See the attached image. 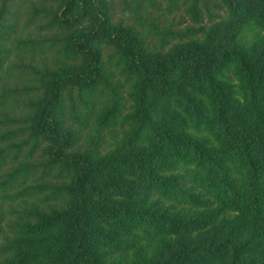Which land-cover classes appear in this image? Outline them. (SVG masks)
Returning <instances> with one entry per match:
<instances>
[{
	"label": "trees",
	"instance_id": "obj_1",
	"mask_svg": "<svg viewBox=\"0 0 264 264\" xmlns=\"http://www.w3.org/2000/svg\"><path fill=\"white\" fill-rule=\"evenodd\" d=\"M57 2L54 40H12L13 12L0 8V110L15 92L6 45L36 57L59 43L63 60L43 74L28 123L69 171L61 207L28 211L0 238V264H264V37L247 40L264 32V0H221L222 22L166 53L149 48L153 23L148 36L116 23L110 0ZM10 125L0 119V168ZM82 135L89 148L71 152ZM27 178L18 170L5 186Z\"/></svg>",
	"mask_w": 264,
	"mask_h": 264
},
{
	"label": "rangeland",
	"instance_id": "obj_2",
	"mask_svg": "<svg viewBox=\"0 0 264 264\" xmlns=\"http://www.w3.org/2000/svg\"><path fill=\"white\" fill-rule=\"evenodd\" d=\"M8 2L13 12L15 23L12 40H54L61 39L63 35L58 30L50 31V22L59 11L60 4L57 0H0V8ZM198 3L201 16H197L194 5ZM112 15L116 23L133 24L137 30L145 33L149 31V24L153 23L156 30L152 37L148 36L149 48L154 51L168 52L174 45L187 40L188 37L201 36L215 22L224 20V6L221 0H110ZM42 11L43 13H38ZM147 21L145 27L139 25L140 19ZM155 33V34H154ZM155 35V37H153ZM264 37L263 33H252L248 41L257 42ZM254 42V43H255ZM59 43L53 49L45 51L39 56L32 57L25 53L16 52L11 43L6 45L9 51L8 63L15 65L16 76L5 84L6 90L15 91L8 105L0 110V119L9 120L11 125L5 132H15V139L9 143H1V148L6 149L8 158L0 168V238L13 237L15 227L23 224V214L33 209L47 211L51 208L61 207L65 199L61 190L69 184V171L65 172L61 166L53 164V158L48 152L53 146L43 139H32L31 124L29 119L34 110L33 104L42 98V76L56 71L63 56ZM113 52L105 50L107 60ZM35 68L36 74L29 69ZM120 79V80H119ZM114 85H119L124 97L130 94L129 84L124 78L117 77ZM70 91V90H68ZM66 99H77L76 90ZM126 102V101H125ZM127 107L132 106L126 102ZM97 113H95L96 115ZM68 126L78 129L69 121ZM92 129L84 132H92ZM1 132V131H0ZM105 146L114 145V139L106 132ZM90 146L89 139L82 135L80 142L71 152H84ZM67 153H70L68 150ZM27 170L28 178L22 186L6 187L5 181L18 170ZM25 188H34V193L22 195ZM38 188V190H37Z\"/></svg>",
	"mask_w": 264,
	"mask_h": 264
}]
</instances>
